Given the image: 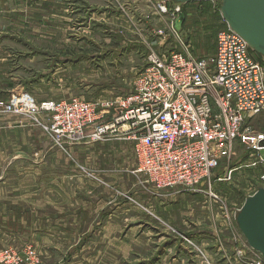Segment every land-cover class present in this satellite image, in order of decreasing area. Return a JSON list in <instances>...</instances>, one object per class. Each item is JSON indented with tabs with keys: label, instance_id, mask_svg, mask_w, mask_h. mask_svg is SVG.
<instances>
[{
	"label": "rangeland",
	"instance_id": "obj_1",
	"mask_svg": "<svg viewBox=\"0 0 264 264\" xmlns=\"http://www.w3.org/2000/svg\"><path fill=\"white\" fill-rule=\"evenodd\" d=\"M0 1L1 53L14 57L19 84L0 99V118L17 126L0 145V264H249L260 256L236 221L264 187V163L245 144L236 142L203 184L158 188L136 172L132 139L96 141L91 126L84 139L58 140L49 113L7 109L27 92L38 105L84 99L103 111L135 89L152 52L211 59L228 27L221 0ZM253 125L264 133V113Z\"/></svg>",
	"mask_w": 264,
	"mask_h": 264
},
{
	"label": "built area",
	"instance_id": "obj_2",
	"mask_svg": "<svg viewBox=\"0 0 264 264\" xmlns=\"http://www.w3.org/2000/svg\"><path fill=\"white\" fill-rule=\"evenodd\" d=\"M7 109L49 113L48 129L58 140L84 139L91 126L96 141L132 139L136 172L158 188L195 187L210 180L223 159H232L238 141L264 163V133L253 125L264 113V64L229 26L217 33L211 59L152 52L135 89L116 107L112 103L101 111L84 99L38 105L23 92L11 98ZM111 110L109 123H100ZM249 264H264V257Z\"/></svg>",
	"mask_w": 264,
	"mask_h": 264
},
{
	"label": "water",
	"instance_id": "obj_3",
	"mask_svg": "<svg viewBox=\"0 0 264 264\" xmlns=\"http://www.w3.org/2000/svg\"><path fill=\"white\" fill-rule=\"evenodd\" d=\"M201 2L209 0H174ZM222 15L228 26L244 38L251 50L264 57V0H221ZM185 15L180 13L176 29L181 31ZM264 157V149L261 151ZM236 221L248 244L264 257V187L249 196Z\"/></svg>",
	"mask_w": 264,
	"mask_h": 264
},
{
	"label": "crops",
	"instance_id": "obj_4",
	"mask_svg": "<svg viewBox=\"0 0 264 264\" xmlns=\"http://www.w3.org/2000/svg\"><path fill=\"white\" fill-rule=\"evenodd\" d=\"M3 5L0 1V16L3 14ZM4 46L2 39L0 38V99L8 98L11 94L17 93L18 91V83L15 81V73H14V62L13 56L4 57L1 53V50ZM12 55V53H11ZM12 118V117H11ZM13 119V118H12ZM16 121L10 120L8 118H0V145L3 144V132H13L16 128ZM135 153V151H134Z\"/></svg>",
	"mask_w": 264,
	"mask_h": 264
}]
</instances>
